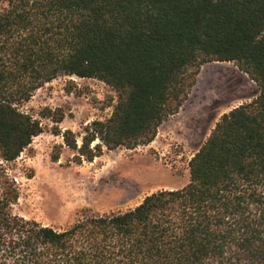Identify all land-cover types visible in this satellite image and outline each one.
<instances>
[{
    "label": "trees",
    "instance_id": "obj_1",
    "mask_svg": "<svg viewBox=\"0 0 264 264\" xmlns=\"http://www.w3.org/2000/svg\"><path fill=\"white\" fill-rule=\"evenodd\" d=\"M214 62L234 63L259 95L216 124L187 186L63 230L14 213L8 165L43 133L20 108L38 89L75 76L117 93L81 146L62 134L93 162L151 144ZM0 264H264V0H0Z\"/></svg>",
    "mask_w": 264,
    "mask_h": 264
},
{
    "label": "rangeland",
    "instance_id": "obj_2",
    "mask_svg": "<svg viewBox=\"0 0 264 264\" xmlns=\"http://www.w3.org/2000/svg\"><path fill=\"white\" fill-rule=\"evenodd\" d=\"M258 95L257 85L234 63L206 64L180 112L163 122L151 144L105 148L93 162L80 163L62 134L71 130L81 146L86 127L111 117L118 95L96 79L59 77L20 107L41 121L43 133L8 165L20 190L14 213L63 230L84 213L125 212L149 195L183 188L191 159L216 124Z\"/></svg>",
    "mask_w": 264,
    "mask_h": 264
}]
</instances>
